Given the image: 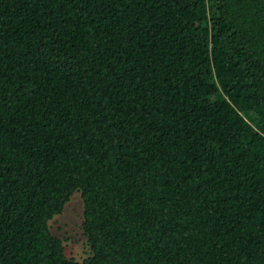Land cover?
I'll list each match as a JSON object with an SVG mask.
<instances>
[{"label":"trees","instance_id":"1","mask_svg":"<svg viewBox=\"0 0 264 264\" xmlns=\"http://www.w3.org/2000/svg\"><path fill=\"white\" fill-rule=\"evenodd\" d=\"M0 264H264V0H0Z\"/></svg>","mask_w":264,"mask_h":264},{"label":"rangeland","instance_id":"2","mask_svg":"<svg viewBox=\"0 0 264 264\" xmlns=\"http://www.w3.org/2000/svg\"><path fill=\"white\" fill-rule=\"evenodd\" d=\"M79 194L73 196L63 210L50 222L54 235L63 241L67 257L81 260L87 255L85 240L80 229L82 205Z\"/></svg>","mask_w":264,"mask_h":264}]
</instances>
